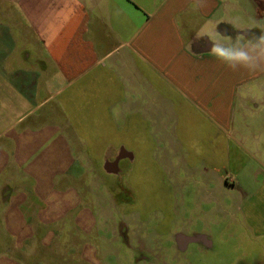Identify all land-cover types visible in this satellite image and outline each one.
Here are the masks:
<instances>
[{
	"label": "crops",
	"instance_id": "crops-1",
	"mask_svg": "<svg viewBox=\"0 0 264 264\" xmlns=\"http://www.w3.org/2000/svg\"><path fill=\"white\" fill-rule=\"evenodd\" d=\"M210 30L260 35L264 0H0V231L13 243L0 264H20L16 253L54 223L92 220L66 182L83 156L130 153H91L88 141L169 138L175 99L248 157L237 160L248 175L223 183L252 181V202L264 201V71L210 56L199 36ZM252 221L264 232V217Z\"/></svg>",
	"mask_w": 264,
	"mask_h": 264
},
{
	"label": "rangeland",
	"instance_id": "rangeland-1",
	"mask_svg": "<svg viewBox=\"0 0 264 264\" xmlns=\"http://www.w3.org/2000/svg\"><path fill=\"white\" fill-rule=\"evenodd\" d=\"M174 102L169 138L88 141L91 153L115 145L118 154L124 145L130 155L81 157L87 168L66 183L92 220L50 225L16 253L20 264H264V232L252 221L264 217V201L252 202V181L223 183L248 175L237 161L248 157L234 145L226 151L205 112ZM217 170L228 175L210 173ZM0 233V249L12 247Z\"/></svg>",
	"mask_w": 264,
	"mask_h": 264
},
{
	"label": "clouds",
	"instance_id": "clouds-1",
	"mask_svg": "<svg viewBox=\"0 0 264 264\" xmlns=\"http://www.w3.org/2000/svg\"><path fill=\"white\" fill-rule=\"evenodd\" d=\"M199 36L210 37L209 55L232 71L245 69L250 72L264 71V30L260 35L230 37L213 35V31L201 32Z\"/></svg>",
	"mask_w": 264,
	"mask_h": 264
}]
</instances>
